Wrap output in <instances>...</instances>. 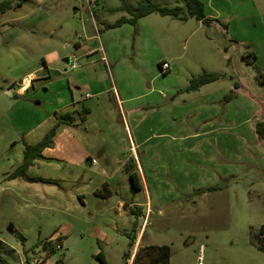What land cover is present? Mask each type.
<instances>
[{"label":"rangeland","instance_id":"rangeland-1","mask_svg":"<svg viewBox=\"0 0 264 264\" xmlns=\"http://www.w3.org/2000/svg\"><path fill=\"white\" fill-rule=\"evenodd\" d=\"M3 1L10 6L0 9V151L10 148L11 141L22 143L29 134L56 124L73 92L83 103L97 101L85 99V93L95 89L90 80L102 88L107 85L110 101L113 91L152 90L148 98L139 99L144 120H156L166 131L197 133L219 126L221 135L215 134L213 141L190 139L185 145L151 140L150 155L166 162L167 178L177 183L182 205L168 211L178 215L153 218L142 245H170V264H264V250L255 237L264 224V161L247 146L249 124L256 130L257 122H264V0H202L206 14L216 18L209 23L151 13L135 25L114 29L106 25L130 16L128 10L116 8L134 7L139 0H92L91 8L86 0ZM152 1L183 5L178 0ZM163 59L170 64L166 73L158 65ZM204 71L220 77L187 90L191 79ZM70 83L82 88L73 90ZM231 91L242 95L225 99ZM249 99L258 109L245 106ZM88 118L86 125H79L88 128L85 140H104L99 129L104 131L103 108H95ZM76 119L82 120L79 113ZM233 130L243 133V142L229 143L226 135ZM92 150L97 155L98 149ZM16 153L0 152V165ZM40 186L46 195L37 198L44 203L18 213L16 228L25 239L7 227L1 233L13 249L5 254L12 264H45L48 259V264L57 259L64 264L124 263L138 216L127 224L116 210L106 214L91 194L69 206L68 189L55 195L48 193L49 185ZM82 186L79 183L78 189ZM46 240L51 245L45 252L41 243ZM52 246L57 249L50 255ZM99 251L105 263L96 257Z\"/></svg>","mask_w":264,"mask_h":264},{"label":"crops","instance_id":"crops-1","mask_svg":"<svg viewBox=\"0 0 264 264\" xmlns=\"http://www.w3.org/2000/svg\"><path fill=\"white\" fill-rule=\"evenodd\" d=\"M213 19L215 20L216 18ZM117 27L119 26L109 29ZM164 61L166 60H161V62ZM114 63L119 64L116 60ZM88 83L89 86L95 89H93V92H86L85 99H97V101L90 104L83 103V99H78L73 92L71 103L60 111L62 113L72 112L77 118L83 107H87L89 110L87 117L82 120L76 119L72 124H60L51 146L44 148L42 151L43 157L35 158L26 171L28 176L42 177L52 181L58 180V182L64 184L63 186L60 183L59 185L54 182L33 181L21 175L10 176V173L22 164L26 144L39 142L45 133L50 131L55 125V122L50 127H45L34 135H32L33 133L29 134L27 141H22V143H17L16 140L11 141L10 144L12 145L10 148L0 151L2 153H7L11 150L17 151L15 155L8 157L6 163L0 165V238L9 246L7 239L1 237L3 230L7 227L6 230L15 236L20 233L16 228L17 219L19 220L18 213L21 209H26L30 205H42V199L37 197L40 194L42 198L44 187L41 188L40 183H44L49 185V194L58 195L68 189L72 193L67 198L69 206L71 204L76 205L78 198L80 200V198L91 194L95 197L97 206H104L106 214L107 211L116 210L118 216L124 218L125 221L123 222L127 224H133L135 217L138 216L137 220L139 223L135 230L133 247L130 251L132 255L129 263H131L137 248L142 245L151 220L153 218L160 219L166 216L178 215L179 213L173 211L168 213V211L180 208L182 205L180 201L181 195H179L181 191L177 188V183L173 184L167 178L170 173L166 170V162L162 164V161L158 159L154 161L150 155L151 140L160 139L170 142V144L175 142L185 145L190 139H197L203 136L205 139H199L198 141H213L210 138L215 134L220 136L219 130L221 127L218 126L212 130L199 129L197 133L185 129L176 131L172 128L166 131L159 126V122H156V120L149 122L144 120V112L140 110L144 105L139 103V99L148 98L152 90L141 94L125 90L113 91L114 100L110 101V91L106 87L107 85L102 88L97 81L91 82L90 80ZM25 84L21 86L20 93L29 85L27 82ZM70 87L73 90L82 88L77 83H70ZM7 92L10 93V90H7ZM237 92L235 98L241 97L242 94L239 91ZM87 94H90V96H87ZM245 106H248L252 111L254 106L258 109V106L251 99H249V102L246 101ZM95 108H98V110L103 108L104 131L100 127L99 129L102 132L100 134L104 133V140L96 139L94 143L92 140H85V135H89L88 128L86 127V130H83L79 128V125H86L89 122L88 117L93 114ZM119 113L121 117L118 116ZM141 113L143 114L142 117ZM228 122V126L233 124L230 120ZM248 129L250 140L247 146L252 151L251 146H253L259 155L256 156L264 161V147L259 143H264V139H259L252 124H249ZM233 131L226 135L229 143L233 142L236 145L243 142V133ZM253 142L258 144L254 146ZM93 148L94 150L98 149L96 151L97 155L94 154ZM50 151H53V154ZM214 151V149L210 151L211 155H214ZM211 155H209L210 158ZM93 159H95V162H93ZM94 166L99 168L98 172L92 171ZM41 167H43V170L40 173L38 170ZM263 167L264 165L261 166V168ZM132 172L135 173L139 180L140 188L136 191L131 189L132 181L130 175ZM94 174H97L99 179L92 180ZM215 175L214 172L211 174L212 177ZM81 182L84 183V186L78 189V185ZM106 183L111 193L108 195V192H106L104 195L107 194V196H102V184ZM212 185L213 183H209L207 186ZM86 188H88L89 192ZM44 195L46 194L44 193ZM23 237L25 238V236ZM62 246L63 244L61 243ZM48 262L49 259L45 261V264H48Z\"/></svg>","mask_w":264,"mask_h":264},{"label":"trees","instance_id":"trees-1","mask_svg":"<svg viewBox=\"0 0 264 264\" xmlns=\"http://www.w3.org/2000/svg\"><path fill=\"white\" fill-rule=\"evenodd\" d=\"M25 1V0H24ZM179 2H183V5H177L173 7L168 6H161L154 3L152 0H139L138 4L134 7H127L125 4L116 8V10H128L130 16L123 15L118 18L115 22L107 24V28H113L116 26H120L124 23H130L135 25L141 17L147 16L151 13H158L162 16H171L177 19L186 20L189 17H195L198 20L203 21L204 23H209L214 19L209 17L205 12V5L202 0H178ZM19 4L22 1L18 2ZM10 6V1H3L0 3V9H4ZM159 67H161L162 62H159ZM168 71V70H167ZM166 71V72H167ZM164 72V73H166ZM220 75L217 73H210L204 71L203 73L195 76L191 79L190 85L186 88L187 90H196L199 89L202 85L213 82L219 79ZM236 97V93L231 91L229 94L225 96V99H232ZM87 107H83V109L79 112V115L82 119H84V115L88 112ZM76 120L73 113L67 111L61 113L58 117V122L48 131L42 140L35 144H26L24 150V160L21 165H19L16 169L10 173L11 177H15L18 175L25 176L30 180L33 181H44V182H54L50 179L36 177V176H28L27 169L33 163L34 159L37 157H43V149L50 146L53 142V139L57 133L58 126L62 123L65 124H72ZM256 131L260 138H264V122H257L256 124ZM131 189L136 191L140 188L139 180L135 173H131ZM108 192V195L111 193L109 190L107 183L103 185V190ZM102 196L104 192H102ZM17 236L24 240L25 238L20 234L17 233ZM257 238L258 247L264 250V224L261 225L258 234H255ZM133 244V243H132ZM44 247V250L51 245V242L46 240L41 243ZM56 247H51V254L52 252L56 251ZM48 250V249H47ZM12 252L13 249L8 247V245L0 238V264H12L8 257L5 254ZM7 252V253H6ZM50 254V255H51ZM100 261L105 263V259L103 258V254L101 251L96 256ZM170 257H171V246L168 244H151V245H140L133 257L131 264H170ZM131 258V252L129 251L125 255V261L123 264H129V259ZM54 264H64L62 259H57Z\"/></svg>","mask_w":264,"mask_h":264},{"label":"built area","instance_id":"built-area-1","mask_svg":"<svg viewBox=\"0 0 264 264\" xmlns=\"http://www.w3.org/2000/svg\"><path fill=\"white\" fill-rule=\"evenodd\" d=\"M76 1H80V0H76ZM86 1H87L88 5H89L90 8H91L92 0H86ZM73 66H75V64H73ZM160 68H161L162 72H166V71L169 70V68H170V64H169V62H168V61H164V62H162V65H161ZM87 96H90V94H87ZM93 162H95V159H93Z\"/></svg>","mask_w":264,"mask_h":264},{"label":"bare ground","instance_id":"bare-ground-1","mask_svg":"<svg viewBox=\"0 0 264 264\" xmlns=\"http://www.w3.org/2000/svg\"><path fill=\"white\" fill-rule=\"evenodd\" d=\"M28 84H29V80H27Z\"/></svg>","mask_w":264,"mask_h":264}]
</instances>
